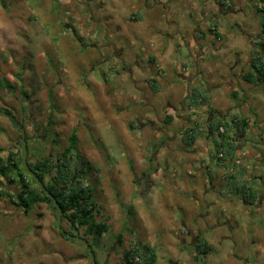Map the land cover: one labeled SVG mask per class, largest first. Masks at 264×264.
Listing matches in <instances>:
<instances>
[{
    "label": "rangeland",
    "instance_id": "rangeland-1",
    "mask_svg": "<svg viewBox=\"0 0 264 264\" xmlns=\"http://www.w3.org/2000/svg\"><path fill=\"white\" fill-rule=\"evenodd\" d=\"M82 1L88 0H0V105L25 123L31 158L60 153L76 134L72 145L74 152L78 149V165L89 170L85 180L102 204L100 217H109L106 233L89 236L98 261L123 264V249L138 237L164 246L158 264H197L192 248L180 246V239L193 238L179 234L186 226L193 234L203 231L210 242L207 264H264V198L251 211L241 199L218 196L223 170L208 158L207 136L188 148L178 132L207 116L203 107L191 113L180 105L198 84L184 78L197 62L215 108L251 118L238 155L264 183V84L241 77L259 40L254 2L226 0L232 9L220 12L217 0H148L166 2L165 13L157 5L138 7L136 0H89L90 12ZM136 10L142 19L132 20ZM213 20L219 38L210 30ZM104 34L125 49V57L138 54L141 66L132 69L138 87L111 57L110 47H93ZM106 69L114 77L111 84L105 83ZM152 77L161 86L158 92L148 84ZM167 114L174 116L169 123ZM136 116L149 121L131 128ZM166 126L169 134L177 132L169 148L159 144ZM18 145L17 128L0 115V156ZM34 211L31 216L0 215V226L6 223L0 227L3 255L13 254L15 264H91L85 246L58 236L50 205L39 204ZM121 236L123 246L113 254ZM7 237L13 247L19 245L14 253L5 244Z\"/></svg>",
    "mask_w": 264,
    "mask_h": 264
},
{
    "label": "trees",
    "instance_id": "trees-1",
    "mask_svg": "<svg viewBox=\"0 0 264 264\" xmlns=\"http://www.w3.org/2000/svg\"><path fill=\"white\" fill-rule=\"evenodd\" d=\"M251 1L254 2L258 15L260 27L258 32L259 40L256 42L257 50L248 61V69L244 70L241 77L249 83L262 85L264 84V0ZM219 2L223 12L231 9L230 3H227L226 0H219ZM133 19H142L141 12L136 11ZM216 24V20H213L210 30L216 38H219L221 34L212 29ZM203 36H205V33L202 31L200 37L203 38ZM83 39L84 37L81 35L80 40L82 41ZM149 60L154 63L156 59L150 56ZM114 67L111 66L112 71ZM110 70L106 69L103 72L106 84H111L114 81L113 75H109ZM147 81L154 92H158L161 89L155 77L148 78ZM23 93L26 96H30L27 92ZM232 95L236 97L237 92H233ZM183 105L190 109L191 113L201 107L207 112L204 120L202 119L201 122H195L194 125L184 128V131L181 133V140L184 145L188 148L193 147L199 137L206 135L210 143L208 158L223 170L221 176L223 182L221 190L217 193L218 196L229 195L231 200L234 198L241 199L248 209L253 211L264 198V189H262L264 183L261 179L262 176H252L250 174L247 166L240 160L238 155L239 150L243 147L244 140L249 135L252 125L251 118L233 110L222 114L213 105L212 94L206 87L193 86L188 91ZM7 110L13 113L12 109L9 108ZM14 115L18 122L26 129V125L22 122V119L18 118L15 113ZM198 116H201V114H198ZM166 118L165 122L169 123L172 121L173 116L167 114ZM145 120L149 121V119L145 118L143 122ZM137 121H142L140 120V116L133 117L129 121L130 127H140ZM17 133L19 145L16 150H9L6 157L0 156V175L6 177L11 183H15L14 191L0 188V208L6 207L2 203L1 197L3 199L5 197L10 198L11 201L24 209L25 212L29 210L34 211L39 204L47 203L52 207L57 217V209L52 199L37 185L22 164L21 135L18 130ZM69 139L70 145L65 146L60 153H53L51 151L49 155H36L34 158L28 156V165L43 181L44 186L59 201L64 210L63 220L66 219L72 226L83 227L88 235L95 234L101 236L110 228L107 223L109 217H100L102 204L94 196L93 186L85 180L89 170L78 165V149H76L77 153L74 152L72 145L75 144L77 139L76 134L72 133ZM26 140L27 145H29L27 134ZM204 161L202 159V162ZM189 230L186 226H181L179 234L183 235V233H187V235H190L187 232ZM193 235L194 241L191 244L185 241L180 242V246L183 249L192 248L197 264H207L206 257L211 253L212 246L203 231ZM88 240L91 242L89 236ZM116 241L117 244L115 246L112 245V249L115 247L113 254L118 255L119 248L123 246V236L118 237ZM128 245L120 255V260L123 264H158L159 252L164 249L163 245H152L150 242L138 237L130 239Z\"/></svg>",
    "mask_w": 264,
    "mask_h": 264
},
{
    "label": "flooded vegetation",
    "instance_id": "flooded-vegetation-1",
    "mask_svg": "<svg viewBox=\"0 0 264 264\" xmlns=\"http://www.w3.org/2000/svg\"><path fill=\"white\" fill-rule=\"evenodd\" d=\"M78 1H81V0H78ZM89 1V0H88ZM88 1H85V2H83L82 1V3L81 4H83V6L85 7V8H88V10L90 11V12H92V10L90 9V6H89V3H88ZM200 1V0H199ZM139 2V3H138ZM155 2H157L156 0H155ZM136 3H138V7H140L139 5H141L142 4V7L143 8H145V9H147V10H151L152 8H154V6H156L157 4H155V3H153V1H151V3H150V1H148V0H136ZM199 3H203V1H200ZM217 3H218V5H219V8H220V12H223L222 11V8H221V4H220V2H219V0H217ZM166 2H163V3H160V4H158L157 6H161L165 11V13H167V12H169V8L166 6ZM137 7V8H138ZM136 8V9H137ZM163 9H162V11H163ZM232 9V8H231ZM231 9H228L227 11H229V10H231ZM137 11V10H136ZM225 12V11H224ZM200 16H201V18L203 19V6H202V9H200ZM91 19H93V22H100V23H103V21L102 20H100V19H97L96 17L95 18H93V17H91ZM132 20H134L133 18H132ZM175 23V21H172L171 22V24L170 23H168L169 25H173ZM161 30H159L158 32H160ZM203 30H201L200 32H202ZM162 33V32H161ZM134 35H136V34H134ZM173 34H168V37H173L172 36ZM102 42L99 44V43H93V47H95V48H98L99 46L101 47V46H104V47H110L111 48V52H112V54H111V57L113 56V57H115L116 59H118V62L120 63V68H122L123 70H125V72H127V74L129 75V78H131V80L133 81V84L135 85V86H139V84H138V82L139 81H137L136 79H134V73H132V69H133V65H135V67H139V66H141V62H140V58H139V56H138V54H134V52L135 51H131V54H127L126 56L127 57H125L124 55H125V49L123 48V47H119L118 45H116V44H114L112 41H114V40H112L111 38H109V37H106V35L104 34V35H102ZM145 46V45H144ZM187 47V46H186ZM129 50H133L132 48H130ZM134 55V57H133V59L131 60V62L129 61L130 60V58H132V56ZM127 61H129V62H127ZM129 63V64H128ZM118 64V63H117ZM194 64H195V71L193 72V73H190V75H188V76H186V77H184L185 79H186V81H189V83H192L193 82V79H194V81L195 82H197L198 84H195L194 86H199V87H201V88H203V87H206V86H203V83H204V81L202 80H200V77H201V74H202V72L199 70V68L197 67L198 65H199V63H195L194 62ZM197 67V68H196ZM118 70H117V74H118ZM230 74H232V73H230ZM192 81V82H191ZM189 87L191 86V85H188ZM209 89H211V88H209ZM139 90H141V98H144V96H145V90L144 89H139ZM212 93V92H211ZM188 94V91H187V93H186V95ZM186 95H185V97H186ZM185 97L180 101V105H181V107H184V105H183V102H184V99H185ZM0 108L1 109H5L8 113H10V114H13L14 115V113H11V112H9L7 109H9V107L6 105H0ZM1 116H3V115H1ZM15 116V115H14ZM4 117H6V118H8L9 119V117H7V116H4ZM10 120V119H9ZM11 121V120H10ZM145 121H147V120H145ZM141 122V121H137L139 124H140V126L141 125H143V124H145L146 122ZM153 123V122H152ZM166 123V122H165ZM13 124V123H12ZM152 126V125H151ZM186 128V127H185ZM168 128H167V126L166 127H163V128H161V136H162V142H160L159 144H160V146H165V147H167V148H169V141H174L175 140V138L177 137V132H174V134H169L168 133V130H167ZM38 131V130H37ZM184 131V127H183V125L182 126H180V128H179V130H178V132H179V134H180V139H181V133ZM38 133V132H37ZM29 143V142H28ZM158 144V145H159ZM49 153H51V151L49 152ZM49 153L48 154H46V155H49ZM3 177V176H2ZM14 187H15V185H12L11 184V182L10 181H8V179L6 178V177H3V180L2 181H0V188H4V189H6V190H9V191H14ZM1 200H3L2 201V203H4L5 204V206L6 207H4V208H0V215L2 216V215H4V216H7V215H9V217H14V215H16V214H18V215H20L21 213L22 214H25V215H28V216H31V214L32 213H35V211H33V210H29V211H27V212H25V210L24 209H22L20 206H17L13 201H11L10 200V198H8V197H5L4 199H3V197H1ZM15 212V213H14ZM36 214V213H35ZM55 224H56V221H55ZM0 227H2V228H5L6 227V223L3 225V226H0ZM30 228H33V227H31V225H30V227L29 228H27L28 230L30 229ZM74 228H77L78 230H79V235L80 236H82V237H84V238H86L87 237V240H88V236H90V235H88V233L87 232H85L84 231V228L83 227H80L79 228V226H72L71 225V223L70 222H68L66 219L65 220H62V229L64 230V231H66V232H68V233H71V234H73V230H74ZM56 230H57V234H58V236H60V237H62V238H66L64 235H63V233H62V231H61V229L59 228V227H57L56 226ZM188 232V234H190L191 236H193V238H192V240H191V242H189V244H191L193 241H194V235H193V233H192V230H189V231H187ZM200 233V232H199ZM7 235V234H6ZM9 236V235H8ZM11 237H7V239L5 240V244H7V245H9L12 249H10V251H12V253H14L15 251H14V247L16 246V248L19 246V245H15L14 247H13V243H11V242H9V239H10ZM90 238V237H89ZM15 239V238H14ZM68 240H72V239H70V238H67ZM181 240V242H185L186 240L185 239H180ZM73 242H76V243H78V244H81L82 246H85L84 244H82V243H80V242H78V241H75V240H72ZM89 241V240H88ZM15 243L16 244H18L19 243V239H15ZM91 244V243H90ZM85 248H86V246H85ZM94 249V248H93ZM86 250H87V248H86ZM5 251V249L3 248V247H0V264H15V262H13V254H10V255H8L7 256V253L5 252V254L3 255V252ZM112 251V250H111ZM94 252L96 253V251L94 250ZM87 255H88V251H87ZM96 256H97V254H95ZM67 260V259H66ZM91 263V262H90Z\"/></svg>",
    "mask_w": 264,
    "mask_h": 264
},
{
    "label": "water",
    "instance_id": "water-1",
    "mask_svg": "<svg viewBox=\"0 0 264 264\" xmlns=\"http://www.w3.org/2000/svg\"><path fill=\"white\" fill-rule=\"evenodd\" d=\"M0 115L7 116L13 123V125L18 129L21 135V151H22V164L29 173V175L35 180L37 185L52 199L54 206L57 209V217H56V226L59 227L66 238H70L72 240L78 241L84 244L88 251V256L91 264H100L97 261L94 249L87 238H84L79 235V230L74 228L73 234L68 233L62 229V220L64 215V210L60 205L59 201L54 197V195L44 186L43 181L39 178V176L31 169L28 165V145L26 140V133L25 128L18 122L17 118L13 115L8 113L5 109L0 108Z\"/></svg>",
    "mask_w": 264,
    "mask_h": 264
},
{
    "label": "clouds",
    "instance_id": "clouds-1",
    "mask_svg": "<svg viewBox=\"0 0 264 264\" xmlns=\"http://www.w3.org/2000/svg\"><path fill=\"white\" fill-rule=\"evenodd\" d=\"M18 130V129H17ZM25 133H26V130H25ZM21 139V138H20ZM28 156H29V152H28ZM96 258H97V256H96ZM98 260V259H97ZM101 264V263H100Z\"/></svg>",
    "mask_w": 264,
    "mask_h": 264
},
{
    "label": "bare ground",
    "instance_id": "bare-ground-1",
    "mask_svg": "<svg viewBox=\"0 0 264 264\" xmlns=\"http://www.w3.org/2000/svg\"><path fill=\"white\" fill-rule=\"evenodd\" d=\"M174 117V116H173Z\"/></svg>",
    "mask_w": 264,
    "mask_h": 264
}]
</instances>
